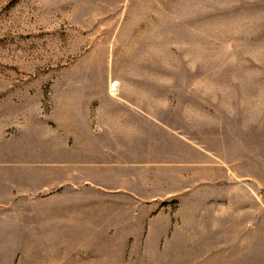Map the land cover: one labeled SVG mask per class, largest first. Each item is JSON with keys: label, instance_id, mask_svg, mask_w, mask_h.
I'll return each mask as SVG.
<instances>
[{"label": "crops", "instance_id": "1", "mask_svg": "<svg viewBox=\"0 0 264 264\" xmlns=\"http://www.w3.org/2000/svg\"><path fill=\"white\" fill-rule=\"evenodd\" d=\"M155 77L146 81L161 83L106 74L81 104L52 112L50 125L3 142L0 257L19 255L14 241L33 264L264 256V137L249 146L224 134L212 112L203 121L206 106H188Z\"/></svg>", "mask_w": 264, "mask_h": 264}, {"label": "rangeland", "instance_id": "2", "mask_svg": "<svg viewBox=\"0 0 264 264\" xmlns=\"http://www.w3.org/2000/svg\"><path fill=\"white\" fill-rule=\"evenodd\" d=\"M112 73L164 75L188 106H206L204 122L212 112L253 146L264 137V0H0V152ZM10 243L19 255L0 264H33L25 242Z\"/></svg>", "mask_w": 264, "mask_h": 264}, {"label": "bare ground", "instance_id": "3", "mask_svg": "<svg viewBox=\"0 0 264 264\" xmlns=\"http://www.w3.org/2000/svg\"><path fill=\"white\" fill-rule=\"evenodd\" d=\"M114 82V81H113ZM112 84V83H111ZM112 92H114L115 91V84L112 86V90H111Z\"/></svg>", "mask_w": 264, "mask_h": 264}]
</instances>
